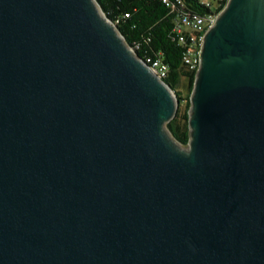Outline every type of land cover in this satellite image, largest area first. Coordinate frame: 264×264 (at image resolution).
I'll return each mask as SVG.
<instances>
[{
	"label": "water",
	"instance_id": "95a60500",
	"mask_svg": "<svg viewBox=\"0 0 264 264\" xmlns=\"http://www.w3.org/2000/svg\"><path fill=\"white\" fill-rule=\"evenodd\" d=\"M176 107L95 0H0V264H264V0L202 33L187 151Z\"/></svg>",
	"mask_w": 264,
	"mask_h": 264
},
{
	"label": "trees",
	"instance_id": "16d2710c",
	"mask_svg": "<svg viewBox=\"0 0 264 264\" xmlns=\"http://www.w3.org/2000/svg\"><path fill=\"white\" fill-rule=\"evenodd\" d=\"M138 57L148 64L157 61L163 68L162 81L177 100L173 116L165 123L180 145L188 141L187 110L196 63L184 61V53H194L202 29L187 23L193 16L205 17L219 11L226 0H95ZM207 3V4H206ZM181 80L185 93L178 90Z\"/></svg>",
	"mask_w": 264,
	"mask_h": 264
},
{
	"label": "built area",
	"instance_id": "2783aa9c",
	"mask_svg": "<svg viewBox=\"0 0 264 264\" xmlns=\"http://www.w3.org/2000/svg\"><path fill=\"white\" fill-rule=\"evenodd\" d=\"M217 12H215L213 14L209 13L205 17L193 16L189 21H187V23H190L192 28H195L197 30L202 29V33H203L204 30L213 22L214 17H215ZM202 33H200V35L198 36V46H197L196 50L194 51V53H192V54H190L188 52L184 53V56H183L184 61L193 62V63L198 64L199 49H200V44H201V39H202ZM149 66L153 69V72L157 76H159V77L162 76L163 68L161 66H159L157 61L149 62Z\"/></svg>",
	"mask_w": 264,
	"mask_h": 264
},
{
	"label": "rangeland",
	"instance_id": "374dc122",
	"mask_svg": "<svg viewBox=\"0 0 264 264\" xmlns=\"http://www.w3.org/2000/svg\"><path fill=\"white\" fill-rule=\"evenodd\" d=\"M211 3V6H214L216 4V0H208ZM178 90H180L181 93H185V87H184V82L181 80L180 84L178 85ZM164 127V125H163ZM187 144L186 145H180L177 148L182 150V151H187Z\"/></svg>",
	"mask_w": 264,
	"mask_h": 264
}]
</instances>
